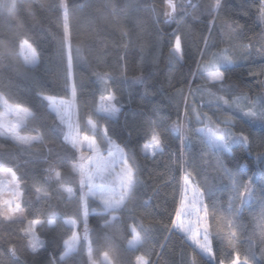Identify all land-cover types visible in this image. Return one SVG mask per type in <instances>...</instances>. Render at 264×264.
<instances>
[{
    "label": "snow or ice",
    "instance_id": "snow-or-ice-1",
    "mask_svg": "<svg viewBox=\"0 0 264 264\" xmlns=\"http://www.w3.org/2000/svg\"><path fill=\"white\" fill-rule=\"evenodd\" d=\"M28 3L35 6V0H28ZM226 4L227 0H214V3L207 7L210 19L206 20L205 29L208 35L202 37L204 48L197 49L203 63L197 62V72L192 74L195 77L196 75L204 76L206 73V79L211 82V87L217 88V92H223L224 95L209 92V102L204 104L200 85H197L196 92L199 94L200 103H197L194 98L192 104H189L181 91L186 123L173 121L170 125L164 126L165 122L160 118L153 119L158 112V107L154 106L143 111V120L138 125L126 126L127 136L135 135L141 138L142 142L137 146L139 152L137 147H130L129 144L121 146L112 139L114 131L110 128L109 122L118 121L124 109L125 97L123 92L114 86L112 75L100 70L104 65L99 63V57H97V70L94 72L99 82L97 88L100 93L99 100L94 101L93 111H85L81 114L76 107L77 82L73 76L70 40L72 9L69 0H59L58 3L48 5L53 12L59 14L62 21L63 34L60 40V50L62 56L65 50L67 51L65 83L71 87L72 100L66 101L55 95L47 94L43 87H39L36 95L45 102V110L51 121L47 124L42 117L26 106L28 103L26 97H21L16 92H12L8 97L0 95V105L6 109L8 114L16 116L14 121L10 120L5 123V113L0 112V137L10 141L13 147H18L29 154L41 155L43 163L48 165L47 168L34 170L31 176L26 172L17 175L21 166L15 163V158L0 156V223L10 228L19 225L16 231L28 241V247L33 253L43 248V241L38 235L39 230L46 225L54 226L59 218L55 212L50 213L46 218H41L38 211H27L26 213L28 205L24 201L25 192L35 195V204H39L41 200L50 201L62 193H67L69 199L75 198L76 191L73 187L66 186L70 185L71 181L66 180L64 176V169L70 168L71 172L79 175L78 190L81 193L79 203L84 216L85 234L81 239L73 233L71 243L64 241L65 251L59 259L64 260L73 251L75 244L86 242L89 264H124L123 258L118 262L109 250L99 251L101 260L94 255L97 250L93 248V241L88 235V200L95 198L101 210L111 215V220L106 221L105 227L115 228L116 225L113 222H117L131 237L127 240L128 247L123 251H131L133 254L138 251L137 246L143 244L147 235L152 231L150 227L144 225L143 218L136 215L137 207L145 211L149 207L148 200L136 203L143 186L141 179L143 165L140 159L141 156L144 161H148L149 158L155 159V156L165 149L167 134L175 132L178 134L181 145L177 163L183 166V175L177 182L179 203L174 208V214L169 217L171 228L169 229L167 225L163 227L166 232L178 231L187 239L192 252L187 264H198V258L201 264H255L251 248L253 237L259 241L261 259L264 260V208L261 209L258 218L253 217L254 228L250 236L248 227L251 225L246 226L241 222V213L257 191L254 186V177H246L248 162H239L234 168H230L228 162L219 158L220 153H230L233 145H243L249 151L252 149L253 140L250 135L243 131L239 133L232 131L235 126L233 118L241 116L264 123V97H261L259 101L250 102L245 111L242 100L246 98L234 97L231 86L225 87L228 80L227 73L234 67L241 63H251L254 55L264 56V45L256 47L252 38L247 34V25L242 24L238 19L240 15L245 17L255 15L259 24L264 25V0L242 2L237 15H230V22L226 20L220 24L219 39L214 41L213 36L217 34L216 22L220 18V12L225 10ZM6 6L10 11H19L23 7L22 4H18L17 0H10V3L0 0V8L5 9ZM189 6L196 7L195 5ZM189 6L178 0H165L162 10L163 22L176 21L177 23L176 30L172 32L168 44L165 45L169 48V64H182L187 55V46L183 44L182 36L178 34L181 22L177 21L176 17L180 11L187 13ZM37 7L42 8L43 5ZM100 7L107 9L106 4ZM135 10L139 11V9ZM151 10L156 11L154 4ZM117 14L115 11L111 13L113 16ZM136 27L142 30L143 21L137 20ZM241 38L248 40V43L235 45L234 42ZM222 44L227 46L221 47ZM124 47L127 50L128 46L124 45ZM236 47L239 48L238 53L235 51ZM162 56L163 50L157 41L151 53L152 62H158ZM20 57L23 58L22 62ZM13 58L16 61L17 71L25 78H30L32 71L41 63L42 52L28 39L18 42L6 35L5 42L0 45V62H4L6 67H11ZM75 59L77 62H86L85 49L77 46ZM126 59L127 56L121 58L122 61ZM144 62V56H141V63ZM124 67L126 71V63ZM248 75H264V67L259 72L249 70ZM135 82L146 84V78L136 77ZM9 91L11 92V88ZM189 94H192L191 87H189ZM149 95L154 96L155 93H149L145 87L141 101H145ZM13 97L17 100L15 105L9 103ZM205 107L218 112L231 111L232 117L220 119L217 116L216 121L213 122L212 118L203 111ZM177 108L179 110V104ZM213 114L215 115L216 112ZM193 117L203 124V127H187L186 125L191 123ZM101 121L104 123L101 124ZM221 124L224 125L223 128L220 127ZM28 126H31L34 134L22 135V131ZM97 136L103 138V149L101 143L97 142ZM190 136H196L201 140L202 153L204 149L217 150L213 152V155L217 157L215 171L221 175V178L227 177L229 181L226 207L225 202L216 197V191L208 186L207 178L205 177L201 182L202 165L195 163L194 160L189 162L185 158L183 148L187 146L186 141ZM260 139L261 146H264V137ZM57 141L64 149L63 155L55 153L52 148H48L46 152L43 148L36 149L37 145H45L48 142L55 144ZM0 147L4 145L0 144ZM256 159L264 165V151L257 152ZM69 160L73 161L70 165ZM42 184L48 186V190L43 193ZM260 201L264 204V176L261 177ZM129 205L133 207L129 208ZM117 210L128 211V219L124 220L114 215L113 213ZM29 216L32 218L29 219ZM65 223L75 226L77 221L73 219ZM243 239L250 242L246 250L240 243ZM160 247L163 248L164 245ZM104 248H112L110 239L105 240ZM0 264H21L14 243L0 246ZM49 264H59V262L50 261ZM127 264H153V261L150 257L136 255L135 261H128Z\"/></svg>",
    "mask_w": 264,
    "mask_h": 264
},
{
    "label": "trees",
    "instance_id": "trees-1",
    "mask_svg": "<svg viewBox=\"0 0 264 264\" xmlns=\"http://www.w3.org/2000/svg\"><path fill=\"white\" fill-rule=\"evenodd\" d=\"M10 3V0H5ZM23 7L19 10H9L7 6L0 8V45L5 42L6 35L22 41L28 39L34 47L42 52L41 63L32 71L30 78H25L15 67V58L13 66L6 67L4 62H0V95L8 97L12 92H16L21 97H26L27 107L31 111L42 117L47 124H50L49 114L45 110V102L37 95L39 87H43L47 94L55 95L59 98H70V86L66 81L67 51L63 56L60 50V40L63 34L62 21L59 14L53 12L48 5L58 3L59 0H35V6L30 5L28 0H17ZM188 6L184 1H179ZM242 2L250 0H227L225 10L219 14L220 18L216 22V33L213 40H218L220 24L224 21L230 22V15L236 16ZM163 3L164 0H69L71 11L70 16V40L73 55V76L77 82L76 105L80 113L94 110V101L99 100L100 93L97 91L99 82L94 72L97 70V57L99 63L104 65L100 70L109 72L115 82L114 86L123 92L125 97L124 109L119 116L118 121H110L109 126L113 129L112 139L123 146L129 144L130 147H137L142 142L140 137L135 135L129 137L126 135V126L138 125L143 120L142 112L152 107H158V112L153 119L160 118L164 121V126L170 125L173 121L186 123L184 116L183 99L180 92H183L189 104H192L195 98L200 103L199 94H197V85H200V93L203 94V103L209 102V92L217 95H224L223 92H217V88L211 87V82L207 81L205 75H192L197 72V62L203 63L197 49H203V36H207L205 23L210 19L207 11L208 5L214 3V0H193L192 5L188 7L187 13L180 11L177 21L181 22L178 34L182 36V42L187 46V55L182 64H169L168 51L165 47L169 38L177 28V23L163 21ZM107 5V9H102L101 5ZM156 6V11L151 10L152 5ZM43 5L42 8L37 7ZM134 6V7H132ZM139 9V11L135 10ZM124 10V11H121ZM118 14L113 16L112 12ZM253 13L255 9H252ZM127 13V14H125ZM242 24L247 25V34L252 38L256 47L264 45V25L259 24L255 15L245 17L238 16ZM137 20L143 21V29L136 27ZM159 41L160 48L163 50V56L158 62H152L151 53L153 45ZM235 45L248 43V40L237 39ZM124 45L128 48L125 50ZM79 46L85 49V61L77 62L75 59V49ZM227 46L226 44L220 45ZM18 52L19 49L17 48ZM215 51V49H212ZM235 51L238 53L239 48ZM127 56L126 61L121 58ZM141 56H144L145 62L141 63ZM22 57L20 61L22 62ZM119 61V63H118ZM126 63V71L125 65ZM264 67V56L254 55L251 63H241L227 73V84L234 91V97L246 98V103L255 101V99L264 97V75H248L249 70L259 72ZM151 74V75H149ZM144 76L146 84L135 82L136 77ZM111 83V82H110ZM145 87L149 95L145 101H141L144 95ZM189 87L192 94H189ZM11 88V92L9 91ZM233 97V98H234ZM130 101V102H129ZM16 104L15 97L9 100ZM179 104V110L177 105ZM3 106L0 105V112ZM203 111L215 122L217 116L220 119L232 117L231 111L218 112L215 109L209 110L205 107ZM216 112L214 115L213 113ZM234 119V132L243 131L250 135L253 140L252 149L249 151L243 145H233L230 153H220L219 158L228 162L230 168H234L239 162H248L246 177H254L255 196L249 201L241 213V222L248 227V235L252 234L254 225L253 217H259V213L264 204L260 201L261 177L264 176V165L256 159V153L264 151L261 146V137H264V123L258 120H250L237 116ZM104 122L101 121V124ZM83 126V124H82ZM189 128H200L203 126L193 117ZM220 127H224L223 124ZM24 128V126H22ZM22 133L34 134L31 126H28ZM98 141H102L101 136H97ZM103 142V141H102ZM0 156L15 158V163L21 166L17 175L27 173L29 176L34 174V170L47 168L43 163L41 155H33L28 152L13 147L10 141L0 137ZM187 146L183 148L185 158L203 167V173L200 177L201 182L207 178L208 186L216 191V197L225 202L229 195L227 177L221 178V175L215 171L217 157L213 155L215 149H204L201 140L196 136H190L186 141ZM43 148L46 152L52 148L55 153L64 154L59 141L55 144L51 142L45 145H37L36 149ZM181 145L178 134L170 132L167 134L165 149L155 156V159L149 158L144 161L142 156L140 163L142 169L143 186L139 193V200L149 201V207L145 211L142 208H136V215L143 218L146 227L152 231L147 235L145 242L138 245V251L124 252L128 247L127 240L130 236L124 231L117 222L115 228L105 227L106 221L111 220V215L105 213L98 206L96 199L89 198L88 225L91 230L88 232L89 238L93 241V248L97 251L94 255L98 260L101 250H109L119 262L123 258L124 264L128 261H135L136 255L150 257L153 264H187L192 255L188 241L183 234L176 232H166L164 225L171 228L169 223L170 215L174 214V208L179 203L178 181L183 175V166L177 163V156L180 154ZM137 151L139 149L137 147ZM206 161L207 163H203ZM69 165L73 161L69 160ZM10 166V165H9ZM66 180L71 181L70 185L76 191L75 198L69 199L67 193L58 194L50 201L41 200L35 204V195L25 192L24 201L28 205L27 211H38L41 218H46L52 212L59 218L54 226H45L38 232L43 241V248L33 253L28 247V241L19 234L16 229L6 227L0 223V246H7L14 243L17 248V255L21 264H49L50 261H58L59 264H89L87 254V244H75L73 251L60 260V256L65 251L64 241H71L73 233H76L82 239V230L84 228V216L79 203V175L71 172L70 168L64 169ZM215 178V179H214ZM42 193L48 190L47 185H41ZM175 197V200H174ZM133 205H129L132 208ZM114 215L124 220L128 219V211L117 210ZM31 219L32 217H28ZM76 220L75 226L65 223L67 220ZM10 233H13L10 235ZM167 237V238H166ZM166 238V239H165ZM112 242L111 249H105V240ZM241 246L246 250L249 247V240L243 239ZM160 245H164L163 248ZM252 253L254 254L255 264H264L259 250V241L253 237L251 241ZM206 259V258H205ZM198 264L199 262L198 258Z\"/></svg>",
    "mask_w": 264,
    "mask_h": 264
},
{
    "label": "rangeland",
    "instance_id": "rangeland-1",
    "mask_svg": "<svg viewBox=\"0 0 264 264\" xmlns=\"http://www.w3.org/2000/svg\"><path fill=\"white\" fill-rule=\"evenodd\" d=\"M211 70V69H210ZM205 77H206V73H205ZM70 90H71V87H70ZM261 98V97H260ZM260 98H257V99H255V101H259L260 100ZM62 99H64V100H66V101H71L72 100V95H70V98H62ZM10 103V102H9ZM242 103H243V105L245 106V111H247V106L249 105V102L248 103H246V101H245V99L244 100H242ZM10 104H12V103H10ZM12 105H15V104H12ZM75 105H76V100H75ZM76 107H77V105H76ZM1 112H3V113H5V116H4V121H5V123H7L8 121H10V120H12V121H14L15 119H16V116H15V114H8L7 113V111H6V109L3 107V110L1 111ZM73 119H75V115H73ZM254 121V120H253ZM23 126V125H22ZM215 126V125H214ZM201 127H203V126H201ZM221 128H223V127H221ZM232 131H234L233 129H232ZM22 135H25V136H29V135H33V134H27V133H21ZM102 141H103V138H102ZM100 142V141H98V138H97V142L98 143H101V145H102V149H103V142ZM118 144V143H117ZM105 155H106V153H105ZM6 180H7V178H5ZM99 182V181H98ZM92 199H95V198H92ZM98 201V200H97ZM41 240V239H40ZM42 241V240H41Z\"/></svg>",
    "mask_w": 264,
    "mask_h": 264
},
{
    "label": "water",
    "instance_id": "water-1",
    "mask_svg": "<svg viewBox=\"0 0 264 264\" xmlns=\"http://www.w3.org/2000/svg\"><path fill=\"white\" fill-rule=\"evenodd\" d=\"M180 0H178V2H179ZM181 1H184L188 6L189 5H192V3H193V0H181ZM164 5H165V0H164V3H163V8H164ZM177 17H178V15H177ZM177 17H176V20H177ZM163 20H164V17H163ZM172 22H175V21H172ZM91 230V227L88 225V232ZM84 228H83V230H82V238L84 237Z\"/></svg>",
    "mask_w": 264,
    "mask_h": 264
}]
</instances>
